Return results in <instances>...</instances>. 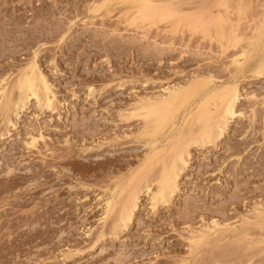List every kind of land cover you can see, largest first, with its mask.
<instances>
[{"label": "rangeland", "instance_id": "rangeland-1", "mask_svg": "<svg viewBox=\"0 0 264 264\" xmlns=\"http://www.w3.org/2000/svg\"><path fill=\"white\" fill-rule=\"evenodd\" d=\"M153 4L0 0V86L34 61L58 98L52 111L31 97L9 126L0 101V264H264V0ZM178 84L188 98L172 114L140 109ZM234 84L244 114L190 143L180 190L160 199L162 155Z\"/></svg>", "mask_w": 264, "mask_h": 264}, {"label": "bare ground", "instance_id": "bare-ground-1", "mask_svg": "<svg viewBox=\"0 0 264 264\" xmlns=\"http://www.w3.org/2000/svg\"><path fill=\"white\" fill-rule=\"evenodd\" d=\"M106 0H104L105 2ZM108 1V0H107ZM111 0H109L110 2ZM129 1V0H128ZM139 1V0H138ZM141 1V5L146 9L147 7H149V10L154 8V7H157V8H160L161 9V5H156V4H159V3H156L155 5L153 3L155 2H159L161 0H154L155 2H152L151 0H140ZM163 1V0H162ZM248 1V0H247ZM96 2V1H95ZM100 2V1H99ZM251 2V1H250ZM98 3V2H97ZM108 3V2H106ZM161 3V2H160ZM165 3V2H164ZM250 4V3H249ZM248 4V5H249ZM154 5V6H153ZM165 5V4H164ZM247 5V6H248ZM251 5V4H250ZM99 6V5H97ZM96 6V7H97ZM205 6V5H204ZM140 7V6H139ZM138 7V8H139ZM163 7V5H162ZM99 8V7H97ZM237 8V6H236ZM96 8L92 9L95 11ZM100 9V8H99ZM98 9V10H99ZM142 9V8H141ZM154 9H152L153 11ZM167 10V9H165ZM163 10V11H165ZM170 10V9H169ZM231 10V9H230ZM142 11V10H141ZM145 11V10H143ZM181 11V10H180ZM236 11V10H234ZM249 11V9H248ZM144 14V13H143ZM249 16V14H248ZM234 17V16H233ZM262 22V21H261ZM62 24V23H61ZM261 24V23H260ZM260 24L258 25L260 27ZM64 26V25H63ZM259 27H257V29H259ZM61 28V27H60ZM262 29L264 28V25L262 24ZM261 29V30H262ZM260 35V34H259ZM262 36V35H261ZM123 38V37H122ZM230 38V36H229ZM258 38V37H257ZM260 38V36H259ZM262 38V37H261ZM232 40V39H231ZM234 40V38H233ZM260 40V39H259ZM130 41V40H129ZM258 42V41H257ZM158 45V44H157ZM189 45V44H188ZM184 46V45H183ZM198 46V44H197ZM221 50V49H220ZM264 50V49H263ZM216 53V52H215ZM214 53V54H215ZM217 54V53H216ZM261 64H264L263 62H261ZM260 64V65H261ZM28 66V65H27ZM260 67V66H259ZM262 69V68H260ZM258 70V69H257ZM23 70H21L19 72V76L16 77V80H18V82L15 80V83H11L15 86V88L12 86V89L10 91V88L11 86L7 87L4 83H3V86L0 88L2 90V88H9L7 89L8 91H6L5 89V93L8 92V96H4L6 95L4 93V90L1 91L0 90V101H5L6 99V102L3 101V103L5 105V109H6V113L8 112H13L12 115H9L10 116H13V119H14V116L17 114L18 115V110H20L21 108H23V106H27L28 104H26L27 102L29 103V100L31 99V97H33V99L35 98L36 101H37V104H39V107H43V106H46V107H51L52 111L53 109L57 107V103H56V99H58L56 97V93L55 91L53 90V87H52V83H50V80H48V77L44 74V72H42V70L38 67L37 63L36 62H31V64H29V66L26 68L25 67V70H24V73L22 72ZM22 73V74H21ZM260 72H258L259 74ZM12 74V73H11ZM257 74V75H258ZM22 75V76H21ZM251 75V74H250ZM15 76V75H14ZM252 76V75H251ZM6 78V77H5ZM3 79V78H2ZM5 82V79L2 80ZM1 82V81H0ZM14 82V81H13ZM193 82V81H192ZM2 84V83H1ZM9 84V83H8ZM7 84V85H8ZM229 86V85H228ZM226 86V87H228ZM19 90H18V89ZM220 88V87H219ZM230 89L227 91L228 88H226V92L227 93H224L223 96L219 95L221 93V91L224 92V90L220 89L219 92H216V94L214 95V97L217 98V101H218V98L219 96H221V98H219L221 104L223 103V100H224V106L222 108V111L220 112V114L217 115V113H219L218 111H220L219 109H221V107L218 109L216 108L217 106H222L221 104L219 105L220 102H217L215 108H216V112L214 110V114L211 112L212 109H206V112H202L201 113V116L200 117H196L194 118L193 122H191L189 128L187 127L186 130H184L183 132H181L182 134L178 135L180 136V138L178 137L177 138V143H175V149L171 148V150L168 151H165L162 155V157H164V159H162V173H160V179L158 178V180L160 181V188L158 189L159 191L156 193V195L158 194L160 199H170L169 197L170 196H173L174 194H177L178 193V190H180V181H179V177L180 175H182V171H184V169L186 168V166L188 165L189 161H190V143L191 142H195V141H200L199 144L201 143V141L203 142V145H205L206 143L205 142H210V143H214V141L220 137L223 136V134L228 130V127H229V124L231 121H233L236 117H238L240 114H244L243 113H239V112H242V110L240 111L239 109V112H238V109L236 108L237 106V102H238V99H239V96H240V92H239V89L238 87L234 85H230L229 87ZM14 89H17L18 91V94L15 93V96H17L16 100L14 99L15 96H12L13 93L11 92H14ZM223 89H225L223 87ZM95 90V89H94ZM16 91V90H15ZM12 95H11V94ZM92 94V93H91ZM188 94V91L187 89L184 87V85H173V86H170V87H167L165 89V92L160 94L159 96H152L151 98L148 97V98H145L143 99L142 101L140 100V109L145 112L147 115V117H150L152 115H156V116H163L165 115L166 117L168 116V114H172V112H174L175 110H178L185 102H186V99L188 98L187 96ZM212 95V96H213ZM12 96V97H11ZM8 97V98H6ZM11 98V100H10ZM13 98V99H12ZM260 99V98H259ZM15 100V101H14ZM58 101V100H57ZM13 103L12 107H9V103ZM258 102V101H257ZM1 102V106L3 104ZM56 103V104H55ZM251 103V102H250ZM256 103V102H255ZM204 104V103H203ZM56 105V106H54ZM2 106V107H3ZM54 106V108H53ZM0 107V110H2ZM203 107V105H202ZM58 108V107H57ZM143 108V109H142ZM205 108L206 107V104H205ZM249 108V107H248ZM13 109V110H11ZM43 109V108H42ZM46 109V108H44ZM50 109V108H48ZM54 109V110H55ZM4 110V109H3ZM2 110V111H3ZM145 110V111H144ZM209 110V111H207ZM252 110V109H251ZM254 110V109H253ZM1 111V112H2ZM245 111V110H244ZM248 111V110H247ZM257 111V110H256ZM4 112V113H5ZM139 112V111H138ZM207 112L211 115V117L214 118L213 115H215V118L211 119L209 117V115L207 114ZM253 112V111H252ZM255 112V111H254ZM3 113V112H2ZM3 113V114H4ZM4 116H8V114H6ZM15 113V115H13ZM16 115V116H17ZM200 115V114H199ZM198 116V115H197ZM241 116V115H240ZM7 118V122L6 124L9 126V123L13 120L10 121L11 117L10 118ZM153 119V118H152ZM196 119V120H195ZM13 122V121H12ZM15 123V122H13ZM15 125V124H14ZM7 127V126H6ZM6 131V130H5ZM41 135V134H40ZM182 135V136H181ZM42 136V135H41ZM33 140H31V144L33 146L36 147V137L33 136ZM44 138V136H43ZM42 138V139H43ZM180 139V142L178 141ZM175 141V142H176ZM213 141V142H211ZM198 143V142H197ZM205 143V144H204ZM209 143V144H210ZM30 144V145H31ZM32 146V147H33ZM174 147V146H173ZM173 150V151H172ZM172 151V152H170ZM170 153V154H169ZM169 154V155H168ZM166 155V156H165ZM167 157V161H165V158ZM164 163V164H163ZM160 170V166H159V169L158 171ZM158 171L157 174H158ZM155 174V173H154ZM156 174V175H157ZM158 176V175H157ZM183 176V175H182ZM156 178V176L154 177ZM158 181V182H159ZM144 184V183H143ZM135 186V185H134ZM138 186V184L136 185ZM142 185H140L141 187ZM117 187V186H116ZM131 187V186H130ZM139 187V186H138ZM138 187H135V190L132 191L129 195H126L121 204H120V208L117 209L116 206V201H115V197L113 195V197H110L107 199L106 201V210H105V217H104V221L106 222V220L113 214V216L116 218L114 219L113 217V224H112V221H111V226L113 227L112 229L114 230V228H116V230L119 228L122 229L123 226H126L127 223L129 221L132 220V217L134 215V212H135V209L137 208L138 204H139V199H140V192L141 190H139L140 188ZM143 187V186H142ZM114 191V190H113ZM159 199V198H158ZM119 207V206H118ZM264 208V207H263ZM114 209H117L119 211H117V214L114 215ZM258 209V208H257ZM260 209V208H259ZM258 209V210H259ZM262 212H264L263 209H261ZM260 210V211H261ZM254 211V210H253ZM260 211L259 213H257L256 215H260V216H256L257 218L260 217L259 220H261V214H260ZM113 212V213H112ZM256 212V210H255ZM258 212V211H257ZM112 213V214H111ZM116 213V212H115ZM111 214V215H110ZM263 214V213H262ZM264 215V214H263ZM104 223V222H103ZM114 225V226H113ZM129 225V224H128ZM111 228V227H110ZM125 228V227H123ZM215 250V249H214ZM224 250V249H223ZM230 250V249H228ZM220 251V250H219ZM231 252V251H230ZM214 254V253H213ZM208 255V254H207ZM221 256V255H220ZM206 259V258H205ZM205 259L203 261H205ZM208 262V261H207ZM236 263V262H235ZM264 263V262H263Z\"/></svg>", "mask_w": 264, "mask_h": 264}]
</instances>
